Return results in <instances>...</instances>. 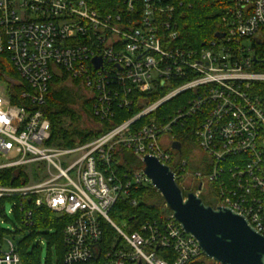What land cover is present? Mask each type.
<instances>
[{"label":"built area","instance_id":"1","mask_svg":"<svg viewBox=\"0 0 264 264\" xmlns=\"http://www.w3.org/2000/svg\"><path fill=\"white\" fill-rule=\"evenodd\" d=\"M119 2L99 10L93 0H0V55L9 53L27 86L18 96L24 103L13 104L7 90L15 83L0 81V172L47 168L36 184L0 185V200L34 195L36 207L71 218L63 264H220L172 213L142 224L133 215L120 227L116 204L137 207L132 191L151 180L143 168L120 174L115 164L129 152L173 165L183 191H210L215 208L232 209L264 236V96L255 90L264 72L254 70L256 51H264V0H229L223 30L199 48L178 44L171 0ZM66 77L88 93L96 130L117 110L139 111L84 144L50 146L47 94L54 78ZM177 98L169 116L157 112ZM191 119L203 170L166 149L177 142V124ZM133 222L137 228L128 227ZM6 245L0 264H21L14 242Z\"/></svg>","mask_w":264,"mask_h":264},{"label":"trees","instance_id":"2","mask_svg":"<svg viewBox=\"0 0 264 264\" xmlns=\"http://www.w3.org/2000/svg\"><path fill=\"white\" fill-rule=\"evenodd\" d=\"M121 0H93L99 10H106L110 7L117 6ZM175 7V21L178 28V44L187 48H199L203 43L210 42L214 39L215 34L223 30L224 17L227 13L229 0H171ZM256 58L260 62L254 65V70L264 72V51H256ZM15 82V85L10 86L9 96L13 104H23L18 96L27 88L26 84L21 80L16 69L11 63L9 53L4 52L0 55V81L2 83ZM67 81L66 78H54L49 86L47 94V104L45 106V115L51 123V136L49 144L60 147H74L77 143L84 144L92 139L100 137L103 133L111 130V128L122 124L129 117L139 111L133 107L130 110H117V117L111 122H101L100 130H80L76 125L79 121V116L71 108L72 90L70 88L56 91L55 84H60ZM75 86L81 84L80 80L72 81ZM255 90L258 94L264 96V83L255 85ZM157 98V97H156ZM153 98L151 101L156 100ZM150 101V100H149ZM179 99L172 100L164 104L157 111L159 114L169 116L173 110L179 106ZM84 111L91 114L93 103L90 100H84ZM158 116V114H157ZM70 118L72 123L66 126L65 118ZM146 118L141 119L137 124L145 123ZM193 119L186 123L177 124L174 129L175 140L178 141L183 149L181 154H177L179 162L181 160H189L187 148L190 145H195L194 139L195 126ZM115 166L118 168V173H132L135 169L144 168L142 162L129 152H123L122 156L118 155ZM173 168V165H171ZM189 168L193 170H203L199 160L196 163L189 162ZM29 182L23 168L8 169L0 172V185L8 187H19L27 185ZM179 183V181H178ZM185 195L188 192H185ZM131 197L138 200L137 207H132L127 200H120L116 204L112 215L118 222L126 221L133 215L136 216L138 224L158 221L162 222L171 212L166 207L161 194L152 186L134 188ZM204 203L208 206L215 207L207 196H202ZM8 204H12V213L16 220L13 222L14 232L2 227L3 221L0 223V246L6 240V236H11L13 239L20 237L16 246L17 254L20 257L21 264H41L42 249L40 242L37 240L45 239L49 247V256L46 264H52L51 249L54 248L57 254V264H63L64 245L63 233L66 226L71 221L67 215L56 216L53 211L47 207H36L35 196L29 198H9L0 200V219H8L5 216V210ZM27 212H31L29 223L24 222V216ZM136 222L130 223L128 227H138Z\"/></svg>","mask_w":264,"mask_h":264},{"label":"water","instance_id":"3","mask_svg":"<svg viewBox=\"0 0 264 264\" xmlns=\"http://www.w3.org/2000/svg\"><path fill=\"white\" fill-rule=\"evenodd\" d=\"M259 60L254 58V62ZM100 67L99 60L93 61ZM172 149L182 153L177 141ZM145 175L186 233L195 238L208 259L220 264H264V236L247 219L228 207L206 205L202 197L184 191L171 167L156 157L142 159Z\"/></svg>","mask_w":264,"mask_h":264},{"label":"rangeland","instance_id":"4","mask_svg":"<svg viewBox=\"0 0 264 264\" xmlns=\"http://www.w3.org/2000/svg\"><path fill=\"white\" fill-rule=\"evenodd\" d=\"M11 81V80H10ZM11 83H15L14 81H11ZM66 88H70L72 91V101L69 102L71 103V108H73V110L76 112L77 116H79V121L77 123V127L80 130H96L97 129V125L90 119V114L84 111V107H83V102L84 100H89V95L88 93L81 87V84L79 86H75L71 80H67L66 82L60 83V84H55L54 85V89L56 91H60V90H64ZM70 123H72L71 119L65 118V124L66 126L69 125ZM166 149L172 150L171 145L166 146ZM188 154H189V162L195 164L196 160L201 158L200 153H198V147L195 145H190L188 148ZM175 153L176 158L177 157V153ZM23 169L25 170L26 175H28V179L30 180L29 184H36L39 181H42L46 178V173L47 172V168L45 166V164H31V165H25L23 167ZM208 200L213 204L216 205V201L214 200V196L212 195V193L210 191H208L206 193ZM5 216L8 219V221H6V219H0V223L3 221L4 223L2 224V227H4L5 229H9L12 232H14V226H13V222L16 223V220L14 218V215L12 213V204H8L5 210ZM118 225L120 227L124 226L123 221L118 222ZM117 238V235H116ZM6 239H12L14 241L15 244H17L18 240L20 239V237H16L15 239H13V237L11 236H6ZM38 242H40L41 245V249H42V263L41 264H46L47 258L49 256V247H48V243L45 239H39L37 240ZM7 245L6 242L3 244V250H7ZM51 257H52V264H57V254L56 251L54 250V248L51 249Z\"/></svg>","mask_w":264,"mask_h":264}]
</instances>
